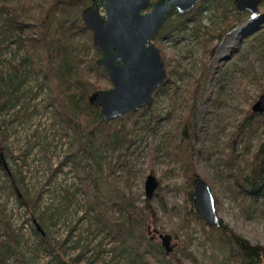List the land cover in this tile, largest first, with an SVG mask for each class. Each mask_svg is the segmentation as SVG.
<instances>
[{"label":"rangeland","instance_id":"obj_1","mask_svg":"<svg viewBox=\"0 0 264 264\" xmlns=\"http://www.w3.org/2000/svg\"><path fill=\"white\" fill-rule=\"evenodd\" d=\"M46 1L36 0L41 5ZM3 2L7 6L31 5L27 0ZM197 5L186 15L169 17L152 40L160 52L167 80L172 83L169 90L176 89L174 97L165 92L155 95L156 91L152 104L145 107L146 110L142 108L129 113L136 121L126 122L127 128L132 127L127 135L130 143H123L111 151L109 147L114 132L111 131L108 137L95 132L85 149L89 152L85 154L94 157L98 163L99 172H93L97 180L105 178L108 183L112 182L107 176L112 172L118 188L131 193L139 207L145 198V179L148 175L154 176L158 188L151 201L161 216L162 224L151 229L171 237L169 246H174L176 256L181 257L184 264H192L189 256L196 264H211L209 251L200 242L198 226L191 222L187 227L183 226V192L166 190V186L172 188L174 184L183 183L169 152L179 141V116L188 115L191 104L195 107L192 123L197 131L193 160L196 161L199 180L206 182L212 191L218 217L251 245L264 246V203L258 201L245 209L238 198H231L224 191L226 171L222 162L233 125L261 95L264 84V26L259 24L260 14L253 17L242 12L247 15L244 22L227 31V20H233L237 13L233 0H205L200 7ZM258 9L259 13L264 9V1ZM80 11L78 8L70 9L69 16H78ZM24 15L25 23L32 24L34 12ZM182 21L178 28L162 35L165 26ZM245 29L247 32L241 35ZM66 39L72 57H93L87 35L74 34ZM14 49L13 44H0L2 77L9 73L8 66L16 64L21 55V51L14 53ZM34 76L31 72L24 74L14 100L0 110V154L5 164V169L0 167V239H3L1 234L5 224L8 232L15 236V242H9L16 247L15 253L6 255L4 264H19L20 256L26 264H52L53 255L64 264H126V253L114 256L111 251L113 244L94 230L89 215L85 213L86 202L78 189L77 171L71 158H66L75 144L74 137L69 130L64 132L61 129L52 109L47 106L48 91L41 74ZM88 83L91 84L86 86L88 94L95 88V91L110 88L105 75L91 76ZM191 90L195 92L193 95H190ZM129 114L107 124L117 128L118 120ZM154 114L159 118H153ZM116 153L123 155L116 159L113 157ZM116 161H126L128 168ZM107 163L112 164V171H107ZM90 168L88 170L92 171ZM126 172L130 186L124 182ZM156 194L166 202L170 222L161 214ZM28 202L33 209L26 208ZM39 213L40 220H35ZM35 227L52 247L53 253L38 242V237L33 234ZM151 229L150 232L153 231ZM132 233L136 235L137 230L133 228ZM187 236L188 246L184 250ZM157 244L160 245L159 241Z\"/></svg>","mask_w":264,"mask_h":264},{"label":"trees","instance_id":"obj_2","mask_svg":"<svg viewBox=\"0 0 264 264\" xmlns=\"http://www.w3.org/2000/svg\"><path fill=\"white\" fill-rule=\"evenodd\" d=\"M27 1L31 4L30 7L27 4L26 6L24 4L7 6L3 0L0 1V44H13L14 53L21 51L17 63L8 66L9 73L3 77L0 76L2 83L0 110L10 100H14V95L23 82L24 74L31 72L37 76L40 73L41 80L46 83L48 91L47 106L52 109L54 118L60 123L61 129L64 132L69 130L74 137L75 144L66 158H71L73 168L77 171L78 189L85 197V213L89 215L94 230L101 233L109 244H113L111 251L114 256L126 253L128 257L126 264H184L181 257L176 256L174 249L166 254L158 237L153 231L150 232L152 226L162 224L154 202L144 198L141 202L142 206L139 207L131 193L118 188L116 177L112 172L107 175L112 182L108 183L105 178L101 181L97 180L93 172L97 170L99 172L98 163L93 159L94 157L85 154L89 152H85V149L95 132L101 137H108L111 131L114 132L109 147L111 151L120 148L123 143H130L127 135L132 127L127 128L126 122L127 120L131 121L130 123L136 121L132 118L133 114H129L122 120H118L120 124L117 128H111L109 124L99 119L96 108L87 105L86 100L89 94L86 86L91 85L88 80L91 76H104L102 69L95 65V57L98 53L93 50L91 58H74L70 54V46L66 39L74 34H84L90 39L89 32L80 20V14L69 16L70 9L82 10L83 2L47 0L41 5L36 0ZM234 10L231 11L234 12ZM30 11H33L35 15L31 16L33 23L27 24L23 17H26L24 14ZM18 12L21 13L18 14ZM259 14V24L263 27L264 9ZM246 16L245 13H235L233 20H227V31L243 23ZM182 24L183 21L177 25L165 26L166 30L161 31L162 35H166L168 31ZM246 32L247 29L242 30L241 35ZM40 85L41 82L38 87ZM170 85L172 83L167 80L155 95L158 92H165L171 98L174 97L176 89L173 88L170 91ZM95 90L96 88L93 91ZM263 92L264 84L261 86V94ZM194 93V90H191L190 95ZM189 107L191 112L188 115L179 116L177 123L180 130L179 141L169 152L183 183L178 186L174 184L172 188L166 186V190L183 192L185 214L183 226L187 227L190 222L198 226L200 242L204 249L209 251L208 259L211 264H264V246L251 245L222 222L218 228L206 226L193 209L192 187L199 178L196 161L193 160L196 152L194 143L197 142L196 125L192 123L195 107L191 104ZM153 118L157 119L159 116L154 114ZM233 128L228 150L222 160L224 171H226L224 191L226 190L231 198H238L240 204L247 209L249 205L258 201L264 203V115L252 113L250 108L239 121H236ZM122 155L116 153L113 157L118 159ZM116 163L128 168L126 161H116ZM107 164V171H112V164ZM124 182L125 185L130 186L127 172L124 174ZM155 197L161 214L170 222L166 202L158 194ZM26 208L33 209V205L26 203ZM40 214L35 217V220H40ZM40 226L38 224L39 229H41ZM133 228L137 230L136 235L132 233ZM40 233L34 228L33 234L38 237V242L44 244L53 253L52 247ZM1 236L3 239H0V264H4L6 255L16 252V247L9 242L14 243L15 236L8 232L5 224ZM158 241L160 245L157 244ZM187 241L188 236L184 250H187ZM189 258L192 264H196L191 256ZM52 259V264H64L57 256L53 255ZM19 264H26L21 256Z\"/></svg>","mask_w":264,"mask_h":264},{"label":"water","instance_id":"obj_3","mask_svg":"<svg viewBox=\"0 0 264 264\" xmlns=\"http://www.w3.org/2000/svg\"><path fill=\"white\" fill-rule=\"evenodd\" d=\"M202 0H88L80 12V20L90 33L91 46L100 57L95 65L102 69L110 88L94 91L87 96V105L98 109L102 122L121 119L152 104L153 94L166 82L167 74L159 50L152 40L160 32L168 15L191 12ZM264 0H234L237 13L259 14ZM99 5V7H98ZM101 10V14L99 13ZM146 10H149L146 12ZM251 112L264 115V92L252 105ZM0 167L5 164L0 154ZM158 181L148 175L144 182L145 199L151 200ZM193 208L208 227L218 228L221 220L216 211L215 198L209 186L198 180L192 188ZM36 230H39L35 227ZM153 233L169 254L171 237Z\"/></svg>","mask_w":264,"mask_h":264},{"label":"flooded vegetation","instance_id":"obj_4","mask_svg":"<svg viewBox=\"0 0 264 264\" xmlns=\"http://www.w3.org/2000/svg\"><path fill=\"white\" fill-rule=\"evenodd\" d=\"M77 1L83 2V4H86L84 8H86V7L89 5L88 0H77ZM156 1H157V0H155V1L150 0V2H152V3L156 2ZM203 1H205V0L200 1L199 4H198L197 6L200 7V5L203 3ZM98 7H99V5H98ZM198 7H197V8H198ZM84 8H83V9H84ZM83 9H82V10H83ZM195 9H196V8H195ZM82 10H81V11H82ZM148 11H149V10H146V12H148ZM195 11H196V10H195ZM189 13H190V12H189ZM186 14H188V13H186ZM186 14H184V15H186ZM173 15H176V16H182V15H179V13H178L177 11H173V12H171V13L168 15L167 19H168L169 17L173 16ZM167 19H166V20H167ZM165 22H166V21H165ZM162 27H163V26H162ZM161 29H162V28H161ZM99 57H100V56H99ZM170 244H171V242H170ZM170 247L172 248V250L174 249V246L171 245Z\"/></svg>","mask_w":264,"mask_h":264}]
</instances>
